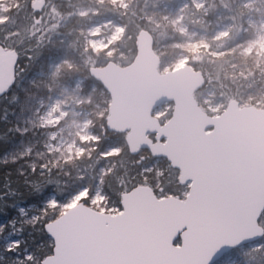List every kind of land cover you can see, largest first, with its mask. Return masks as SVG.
Wrapping results in <instances>:
<instances>
[{"label":"trees","instance_id":"1","mask_svg":"<svg viewBox=\"0 0 264 264\" xmlns=\"http://www.w3.org/2000/svg\"><path fill=\"white\" fill-rule=\"evenodd\" d=\"M45 1L43 11L35 13L31 7L32 0H14L18 7L8 14L15 23L0 22V44L19 54L15 81L0 94V220L5 224L4 232L23 228L24 237L21 239L28 240L29 248L37 250V243H42L38 250L40 254L47 250L49 242L38 228L29 226V220L19 216V206L41 207L51 194L66 202L82 187L95 190L100 178L109 186L113 204L121 199L123 193L118 185L126 186L129 191L133 185L143 184L152 187L158 196L171 193L184 197L187 187L180 183L179 171L167 159L153 156L147 150L146 153L142 150L132 154L128 144L129 133L107 129L111 96L91 72L93 67L110 61L122 65L131 63L137 53V36L142 29L149 30L154 37V50L159 56L161 72L174 69L180 54L185 52L189 56L187 63L204 73L205 84L195 92L204 109L207 110L203 96L208 89L214 92L217 100L224 102L225 107L234 99L241 106L264 107V74L259 58L242 51L249 39V33L244 31L247 13L242 0H206V12L188 6L185 18L190 28L197 30L198 34L206 31V35L204 38L196 35L192 42L194 46L187 48L182 47V34L174 29L170 20L164 19L165 12L160 11V2L175 4L176 0H130L125 8L109 0ZM101 15L114 17L125 26L122 38L110 47L112 54H108V49L94 51L85 40L90 19ZM38 16L42 18L36 27L41 29L30 38L27 30L34 27V19ZM222 18L232 23V28L228 35L216 38L215 26ZM57 58L62 59L58 73L50 77L37 75L48 72L50 63ZM80 78L83 97L89 100L83 106L91 112L94 131L99 139L98 142L83 143V155L63 161L48 152L49 129L40 126L36 108L38 100H47L52 90L73 86ZM115 147L121 150L120 155H112L107 161L99 156L101 151ZM140 158H143L142 162ZM153 163L156 168L144 174L148 177L144 183L139 169ZM33 164L37 167L35 174L30 170ZM42 164L47 165L50 173L47 170L40 173ZM102 168L111 171L102 174ZM161 186L164 193L159 192ZM260 241L264 244V236ZM245 247L249 248V245ZM248 252L246 257L251 264H264V248ZM0 255L7 258L0 264H8L9 254L2 252Z\"/></svg>","mask_w":264,"mask_h":264},{"label":"water","instance_id":"2","mask_svg":"<svg viewBox=\"0 0 264 264\" xmlns=\"http://www.w3.org/2000/svg\"><path fill=\"white\" fill-rule=\"evenodd\" d=\"M44 6L45 0H35L33 11L41 12ZM154 42L152 33L142 29L131 63L110 61L91 69L111 96L107 129L128 132L132 154H137L141 147L148 148L153 156L167 159L179 171L181 184L197 185L203 204L191 210L193 216L203 217L207 203L226 184L254 193L258 211L261 203L255 193L264 177V107L241 106L234 99L220 115L209 114L195 97V92L205 84L204 73L190 64L161 72ZM166 102L173 103L174 110L170 119L162 123L154 111ZM150 135H155L157 140L152 142ZM154 195L159 198L150 186L143 185L130 195L122 193L121 198L140 216L149 207L180 208L190 203V198L185 196L166 199L159 205ZM83 211L77 208L70 215L80 216ZM263 236L254 226L214 237L205 235L193 258L204 264L211 255L210 264H215L232 249L259 241Z\"/></svg>","mask_w":264,"mask_h":264},{"label":"snow or ice","instance_id":"3","mask_svg":"<svg viewBox=\"0 0 264 264\" xmlns=\"http://www.w3.org/2000/svg\"><path fill=\"white\" fill-rule=\"evenodd\" d=\"M93 139L98 142L99 138L94 136ZM81 142H84L83 138ZM83 152L80 149V155ZM120 152L118 148L104 150L99 156L107 161ZM30 170L35 174L36 165H31ZM45 170L50 173L47 165H40V173ZM105 171L111 170L101 169L102 173ZM152 171L151 167L139 169L144 183L148 179L144 174ZM142 186L133 185L128 191L126 186L118 185L124 195H130ZM108 187L101 178L95 190L82 187L66 202L50 195L43 201L39 215L30 217L28 221L29 226L38 228L49 242L47 250L40 254L38 250L42 243H37V250H34L27 246V239H16L3 249L11 257L8 264H201L193 257L205 235L214 237L251 226L264 233V177H261L255 193L261 203L258 211L254 193L238 185L226 184L219 195L207 203L203 217L191 214L193 208L203 204L201 191L195 183L189 185L192 191L184 193L190 198L189 205L180 208L149 207L143 216L138 215L123 198L113 204L111 199L114 197H111ZM159 192H165L163 186ZM153 199L163 205L166 199L179 197H172L169 193L159 198L154 195ZM77 208L83 209V214L71 216L70 212ZM2 230L0 228V234ZM18 231L24 237V229ZM260 247L264 248V244ZM6 259L0 255V262ZM210 260L211 255L206 257L204 264H210Z\"/></svg>","mask_w":264,"mask_h":264},{"label":"rangeland","instance_id":"4","mask_svg":"<svg viewBox=\"0 0 264 264\" xmlns=\"http://www.w3.org/2000/svg\"><path fill=\"white\" fill-rule=\"evenodd\" d=\"M34 1L35 0H32L31 3L32 9ZM98 1L102 2L103 0ZM109 1L114 5H118L123 8L127 7L130 2V0ZM159 4L161 7L160 11L165 12L164 19L170 20L174 29L182 34V47H193L194 44H192V42L196 35H200L204 38L206 31L198 34L197 30L190 28L189 23L185 18V9L192 5L195 8L206 12V0H176L175 4L162 1ZM242 6L245 8L247 13L244 31L249 33V39L242 51L246 54H255L258 56L261 70L264 74V0H242ZM15 7H18V2H14V0H0V22H8L9 25L15 23V20L8 14ZM87 10L88 7L83 9L84 12ZM93 13L97 14V12ZM202 19L203 18H201V20ZM198 20L199 19H197V21ZM215 28V37L221 38L228 35L232 28V23L222 18L216 23ZM39 29L36 27V22L34 21V27L32 26L29 28L27 30V34L31 38L36 32H38ZM124 31L125 26L114 17L111 18L103 15L94 16L90 19V24L87 26L85 40L94 51L108 49V54H112L113 49L110 47L122 38ZM6 51L12 53V51L6 50L0 44L1 71L5 70L6 67L3 60L6 58ZM188 60L189 56L185 52H182L175 64V68L188 64ZM61 64L62 59L57 58V61L50 63L48 72L38 73L37 75L47 77L55 75L58 73ZM33 80H36V78L34 77ZM1 86L2 88L0 89V94L5 92L8 88L4 77L1 80ZM81 86V78L77 79L73 86H58L60 87L59 90H52L47 100H38V106L36 108L37 120L39 121L40 126L49 129L47 131L46 143L48 152L54 154L57 159H63V161L76 155H80V149L85 151L83 143L95 141L93 139L94 136L99 138L98 134L94 131V121L92 119L91 112L83 106V104L89 100L83 97ZM203 98L207 110L203 109L208 112H211L210 108H214L218 112L225 108L224 102L222 100H217L214 92L210 89L205 92ZM165 104L166 103L157 108L154 111V114L156 115V113L162 112L165 109ZM82 138L84 139L83 143L81 142ZM112 149H117V147L109 148L108 150ZM150 167L152 169L156 168V164L153 163ZM104 169L107 170V168ZM104 173H106V171L102 174ZM51 195L55 196V194ZM21 209H23V212H21ZM39 210L40 207L37 205L19 206L17 209L19 216L26 220H29L32 216L39 215ZM0 228L3 229L2 234H0V253H2L3 249L12 241L21 239V235L15 230L4 232L5 224L1 220ZM262 244V241L259 240L254 243L247 244L249 245V248H246L245 245L235 248V250L232 249L225 257H223L221 262L215 264H251L250 259L246 257L247 254H249L248 251L260 249V245Z\"/></svg>","mask_w":264,"mask_h":264},{"label":"flooded vegetation","instance_id":"5","mask_svg":"<svg viewBox=\"0 0 264 264\" xmlns=\"http://www.w3.org/2000/svg\"><path fill=\"white\" fill-rule=\"evenodd\" d=\"M45 4H46V1H45ZM35 13H39V12H35ZM41 18H42V16L36 17L35 22L36 23L40 22ZM5 49L9 50L8 48H5ZM10 51H12V53H9L8 51H6L7 52L6 58L3 59L6 67H5V70L1 71L2 79H3V77L5 78L8 87L14 83L15 77L18 74V68H19V64H18L19 54L15 50H10ZM150 139L152 142H155L157 140L155 135H150ZM142 150L144 153H146L145 150H147L150 153L149 149L145 148V147H141V149L138 153H140Z\"/></svg>","mask_w":264,"mask_h":264},{"label":"built area","instance_id":"6","mask_svg":"<svg viewBox=\"0 0 264 264\" xmlns=\"http://www.w3.org/2000/svg\"><path fill=\"white\" fill-rule=\"evenodd\" d=\"M163 106V105H162ZM164 110L162 111V112H160V113H156V116L159 118V119H161L162 121H167L169 118H170V115H171V113H172V110H173V108H174V105L173 104H171V103H166L165 104V106H164ZM211 110V113L212 114H214V115H219L220 113H221V111L220 112H218L217 110H215L214 108H210ZM170 110V111H169ZM217 112V113H216Z\"/></svg>","mask_w":264,"mask_h":264},{"label":"bare ground","instance_id":"7","mask_svg":"<svg viewBox=\"0 0 264 264\" xmlns=\"http://www.w3.org/2000/svg\"><path fill=\"white\" fill-rule=\"evenodd\" d=\"M1 80H2V74H1V70H0V82H1ZM183 185H184V184H183ZM186 187H187V188H186V190H187V189H188V185H186ZM186 190H185V191H186ZM185 191H184V192H185Z\"/></svg>","mask_w":264,"mask_h":264}]
</instances>
